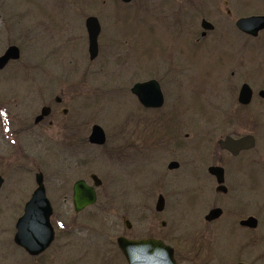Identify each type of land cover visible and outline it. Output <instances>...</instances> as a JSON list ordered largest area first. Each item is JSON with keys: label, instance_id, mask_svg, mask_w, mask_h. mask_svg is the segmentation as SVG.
<instances>
[{"label": "rangeland", "instance_id": "1", "mask_svg": "<svg viewBox=\"0 0 264 264\" xmlns=\"http://www.w3.org/2000/svg\"><path fill=\"white\" fill-rule=\"evenodd\" d=\"M74 2L80 7L74 8ZM66 3L0 0V56L10 46L21 51L20 60L0 73V176L4 178L0 191V264H127L116 240L120 236L142 237L140 215L150 214L159 193L167 199L166 213L159 220H166L168 230L174 232V243L183 250L177 248L182 253L181 264H264V168L256 172L257 190L233 201L236 211L243 206L256 210L252 214L259 220L258 229L251 235L228 229V218L222 217L208 231L204 217L222 198L216 196L215 185L196 180L195 172H188L185 179L182 175L206 164L219 139L204 138L202 129L194 124L187 140L192 143L188 151H149L137 141L143 111L131 93L135 84L153 78L151 72L161 74L168 99L158 113L175 106V93L177 104L186 106L193 120L199 121L219 102L206 96L203 76L229 54L222 48L210 55L165 54L162 45L157 41L154 45L145 31V37L138 35L141 0L129 6L120 0ZM90 16L98 18L102 28L94 62L89 59L85 28ZM140 43L147 49L144 55ZM257 45H264V40ZM55 98L62 99L63 104L57 106ZM44 106L57 111L39 128L20 131L23 122L33 125ZM63 108L68 110L65 116L61 114ZM94 125L105 131L104 147L87 142ZM41 127L46 128L42 137L38 136ZM15 131L23 134L15 135ZM171 160L182 166L173 173L174 180L162 181L160 172L164 173ZM38 173L44 175L54 208L52 220L58 240L45 258L34 260L15 245L13 238L16 222L36 189ZM90 173L102 178L103 186L97 204L78 221L92 216L96 223L90 228L77 227L67 236L63 222L74 215L73 183L87 179ZM225 209L230 217L232 211ZM124 217L133 224L131 230L124 227Z\"/></svg>", "mask_w": 264, "mask_h": 264}, {"label": "flooded vegetation", "instance_id": "2", "mask_svg": "<svg viewBox=\"0 0 264 264\" xmlns=\"http://www.w3.org/2000/svg\"><path fill=\"white\" fill-rule=\"evenodd\" d=\"M53 1L57 3L67 2V0ZM134 1L136 0H132L130 3H121L125 6H129L133 4ZM141 1L143 9H141V19L138 25L139 28L137 29L138 35L143 38L145 34H147L152 38L154 45H157L156 41L160 43L164 48L165 54L170 52L171 54H175L176 57H188L190 55L192 56L193 53L200 52L204 55H210L216 52L217 49L222 48V52H227L229 55L221 57L217 61L216 66L208 69L204 74L205 77L203 76V83L207 89L206 96L211 98V101L216 100L219 102L215 105H211L214 107L210 109V113L199 121L193 120L186 106L181 107L177 104L178 95L175 93V106L171 108L169 112L162 114L158 113L164 109L166 97L168 99L165 88H163L164 79L159 77L161 74L151 72L149 74H153V78L139 82L146 83L149 81H156L162 91L164 103L162 107L159 108H147L138 101L143 114L139 116L138 125L140 126V130L138 129L139 137L137 141H141V147L149 151L153 149L164 151L169 148H174L175 151H181L183 149L184 151H188L191 149L192 143L187 142V140L192 134L194 124L196 127L202 129L201 131L204 138H218L217 148L208 154L206 164L200 169L191 168L190 171H186L182 176L185 179L190 173L195 172L196 180L205 184L211 183L215 185L216 196L222 198H218V202L212 206L204 217L205 227L208 231L213 224H217L223 217L224 219L228 218V229H239L251 235L259 226L258 218L252 214V212L256 213V210L248 206H243L242 208L238 207L236 211L234 210L233 201L236 197L251 195L254 190H257L255 184L256 172L258 168H264V45H257L258 42L264 40V0ZM72 5L74 8L80 7L77 6L75 2L72 3ZM91 17L94 16H90L85 20L87 34V20ZM247 19H258L253 22L255 29L249 27L250 29L244 30L240 27L241 21ZM144 31L146 32L145 34ZM101 32L102 28L100 25V35ZM100 35L98 37V55ZM140 45L142 46L140 52L144 55L147 49H144L142 43H140ZM88 53L90 59L89 34ZM98 55L94 60L90 59V61L94 62L98 58ZM19 60L20 59L9 61V63L0 70V73L4 72ZM212 74L214 75L210 80L208 77ZM164 77L168 78L167 74H165ZM243 90L244 95L242 97ZM55 104L57 106L62 105V99L55 98ZM45 107L50 109L48 115L37 121L38 117L41 115L42 109ZM43 108L41 109L40 115L36 116L34 119L33 125H26V122H23L20 131L25 133L36 127L39 128L38 126L43 125V122L51 117L53 112L57 109L52 106H44ZM26 111L29 113L30 109ZM67 112V109H61V114L63 116H65ZM48 124L52 126L53 122L49 121ZM38 130L41 132L39 135L37 134L38 136L42 137L44 136L43 134L46 133V128L42 129L41 127V129ZM14 134L21 135L23 133L15 131ZM90 135L87 139L89 145L94 147H104L106 145L107 137L106 143L100 146L90 143ZM226 138H232L234 140L251 138L253 140V147L241 150L237 155H234L230 150L222 148L221 146V142L226 140ZM167 145H169L168 148ZM241 158H245L244 161L237 162V160H241ZM174 162L178 163V167H171V164ZM181 166L180 162L171 160L165 168L164 173L160 172V177L163 176V178L160 179L162 181L167 178L174 180L175 177L173 173L177 172ZM214 169L219 170L216 171ZM38 174H36L35 177L36 189L38 188ZM42 176L46 196L49 199L44 182V175L42 174ZM93 176L99 180L100 185L98 187L95 185ZM0 177L2 178L0 191H2L4 187V178L2 176ZM79 181H84L87 186L95 190L97 201L94 205L88 206L82 211L77 212L75 210L73 196L74 186ZM102 186V178L95 173H90L87 179L79 178L73 183L71 199L74 215L66 222H63L68 230L66 233L67 236H70L75 232L77 227L82 225H86L89 228L91 225H95V217H85L84 219L86 220L80 221H78V217L97 204L99 200V190ZM154 187H156V185ZM36 189L33 191L26 204L31 200ZM156 189L163 190L161 188ZM161 200L162 203L160 204ZM226 207L232 211L230 217L226 216ZM52 209L54 214L53 206ZM215 209L221 210V216L218 219L208 221L207 216ZM166 210V196L163 193H159L155 205L152 203L150 214L148 213V215H145V212H143L140 215L138 223L140 225V232L143 233L142 237L130 238L127 236H120L116 240L117 246L118 239L121 237L129 240H160L174 249L175 257L178 263L181 264L179 258L183 250L174 243V232L168 230L169 223L163 219L161 221L159 220V218L166 213ZM52 217L50 221L54 230V240L40 255H30L21 247L17 246L13 238L15 245L26 252L31 259L35 260L46 256L45 254L51 250L58 240L57 228ZM250 218L256 219L257 223L255 227L243 224V222L248 221ZM123 225L127 230H131L133 227V224L126 217L123 218ZM177 248L180 249L181 252Z\"/></svg>", "mask_w": 264, "mask_h": 264}, {"label": "water", "instance_id": "3", "mask_svg": "<svg viewBox=\"0 0 264 264\" xmlns=\"http://www.w3.org/2000/svg\"><path fill=\"white\" fill-rule=\"evenodd\" d=\"M124 3H130L132 0H121ZM258 19H247L240 23V27L244 30L254 27L253 22ZM250 27V28H249ZM87 29L89 34V52L90 59L94 60L98 55V37L100 35V24L97 18L91 17L87 20ZM21 53L17 46H10L0 57V70H2L9 61L20 59ZM131 92L139 102L147 108H159L164 103V98L159 84L156 81L135 84ZM244 90L242 91V97ZM49 108H43L41 115L37 121L47 116ZM251 138H243L234 140L226 138L221 142L222 148L230 150L237 155L241 150L253 147ZM90 143L95 145H104L106 143V134L104 130L94 125L90 135ZM172 168L178 167V163L171 164ZM218 171L219 169H214ZM213 170V171H214ZM95 185L98 187L99 180L93 176ZM38 188L34 192L31 200L26 204L23 215L16 224V234L14 242L28 252L30 255L36 256L44 252L54 240V230L51 225V217L53 214L52 205L46 196L43 184L42 174L37 175ZM2 178L0 177V188ZM75 210L82 211L88 206L94 205L97 201L95 190L87 186L84 181H79L74 186L73 196ZM162 200L160 201V204ZM221 216V210L215 209L207 216L208 221L218 219ZM256 219L250 218L243 222L244 225L251 227L256 226ZM118 246L125 256L128 264H178L174 256V250L160 240L142 239L129 240L126 238L118 239ZM246 264V263H238Z\"/></svg>", "mask_w": 264, "mask_h": 264}]
</instances>
